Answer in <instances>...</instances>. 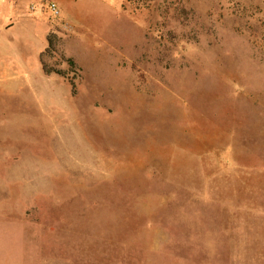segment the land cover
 <instances>
[{"label": "rangeland", "instance_id": "1", "mask_svg": "<svg viewBox=\"0 0 264 264\" xmlns=\"http://www.w3.org/2000/svg\"><path fill=\"white\" fill-rule=\"evenodd\" d=\"M22 6L37 22L17 31L23 90L0 95L2 227L71 264L259 262L264 0ZM47 27L42 62L65 77L37 62Z\"/></svg>", "mask_w": 264, "mask_h": 264}, {"label": "crops", "instance_id": "2", "mask_svg": "<svg viewBox=\"0 0 264 264\" xmlns=\"http://www.w3.org/2000/svg\"><path fill=\"white\" fill-rule=\"evenodd\" d=\"M3 1L0 0V7L3 5L1 4ZM9 8L10 14L8 18L5 21H0V95L6 97L12 95L11 87L14 84L16 86L19 81H21L19 89L20 91L23 90L22 85L25 74L22 71H18V66L22 60L16 54L15 47L19 38L17 35L18 28L23 23L32 24L35 21L37 22L35 19L32 21L26 20L27 13L23 9L22 0H10ZM48 37L49 29L47 27L46 43H44V47L40 50L37 61L41 65L44 73L42 55L47 50ZM3 231L9 235L8 238H2L0 236V264H71V259L66 255L61 258L56 253H52L45 258V256L39 253L30 252L27 238L20 237L16 230H6L0 224V233ZM257 260L260 261H257L256 264H264V255Z\"/></svg>", "mask_w": 264, "mask_h": 264}, {"label": "trees", "instance_id": "3", "mask_svg": "<svg viewBox=\"0 0 264 264\" xmlns=\"http://www.w3.org/2000/svg\"><path fill=\"white\" fill-rule=\"evenodd\" d=\"M49 45H50V50L53 51V44H52V41H51V37L49 39ZM50 50L48 49L46 52H49ZM45 53L42 55V57L45 55ZM69 62H70V64L72 66L75 65L74 64V61L72 59H70ZM42 64H43V68H44V71H45L46 74H53V73H55V74H58V75H61V76L65 77V75L62 72L55 71V70H52V69L47 68V66L43 62H42ZM71 85L74 86V83H71Z\"/></svg>", "mask_w": 264, "mask_h": 264}, {"label": "built area", "instance_id": "4", "mask_svg": "<svg viewBox=\"0 0 264 264\" xmlns=\"http://www.w3.org/2000/svg\"><path fill=\"white\" fill-rule=\"evenodd\" d=\"M31 9L34 10V6ZM48 9L54 16L60 15V11H59L58 6L55 2H50L48 5Z\"/></svg>", "mask_w": 264, "mask_h": 264}]
</instances>
